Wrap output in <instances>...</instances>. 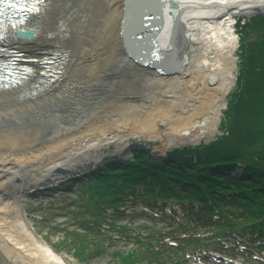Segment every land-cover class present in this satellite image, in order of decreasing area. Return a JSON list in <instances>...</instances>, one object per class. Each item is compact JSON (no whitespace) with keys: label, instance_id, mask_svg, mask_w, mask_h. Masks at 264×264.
I'll return each mask as SVG.
<instances>
[{"label":"bare ground","instance_id":"6f19581e","mask_svg":"<svg viewBox=\"0 0 264 264\" xmlns=\"http://www.w3.org/2000/svg\"><path fill=\"white\" fill-rule=\"evenodd\" d=\"M0 16V264H67L22 194L122 160L127 136L216 132L241 74L235 18L264 26V0H0ZM144 189L126 194H158Z\"/></svg>","mask_w":264,"mask_h":264},{"label":"rangeland","instance_id":"374dc122","mask_svg":"<svg viewBox=\"0 0 264 264\" xmlns=\"http://www.w3.org/2000/svg\"><path fill=\"white\" fill-rule=\"evenodd\" d=\"M235 19L237 21L234 23L237 30L235 34L242 38L243 42L241 47L237 45L238 54L241 55L242 50L248 54L253 52L254 49L257 52L258 49L263 48L264 26L261 25L259 19L251 18L249 24L247 21H242V18L236 17ZM251 27L253 30H251ZM241 60V68L252 67L247 65L246 60ZM252 71L253 68L251 69ZM254 72L258 73L257 70ZM256 75L252 76L251 79L256 81L254 79ZM236 90L237 84L236 86L234 85L232 91ZM239 122H241V117H237L235 126L238 127ZM222 130V125L219 124L216 132L202 137L197 142L181 141L179 139L172 140V138L168 139L140 133L127 136L122 143L127 152L122 160H118V157L108 156L109 158L107 157L104 160V164L99 168H88L85 173L59 179L52 183L53 185L42 186L43 189L37 188L32 192L27 190L21 197V210L40 235L49 240L67 264H183L184 262L187 264H200L190 257H194L201 252L204 253V251L212 252L209 250L219 251L222 254H224L222 252L224 251L227 256L224 255L229 259L239 260L240 257L238 255L241 253L238 251L245 247L238 249L240 244L237 243V238H240L239 235L244 228L238 222L239 230L223 229L220 226V222H222L224 217L222 211L216 210L218 207L211 206V202H209L211 201L210 198H217L218 196H210L206 191L207 197H204L203 202L207 205V211H211L210 215H206L208 218L193 219L197 214L200 215L202 213V210L198 207L200 205L195 206L197 205L196 202L192 205L178 204L177 208L172 205L173 207L168 208L169 210L171 208L174 209L172 210L173 215H171L170 213L166 214L161 207H154V211H149L143 200L138 201L139 204L132 201V199L141 197H135L134 195L131 198L128 194H124L119 198L121 199L120 202H123L122 204L125 206L118 203L119 205L115 209L109 208L107 210L105 215L107 219H102L106 221L105 223L97 224V226L93 225V223H90L91 220L83 218L82 214L83 202L85 199L87 200L85 189L91 183L92 175L97 174L96 171L99 169L109 166L111 168L110 172L114 173V171L126 170L128 163H130L129 165L137 166L138 163L134 162L135 157H129L133 152L134 154L137 152L148 154L146 156L149 158L147 161L148 165H145L147 167L145 169L147 175L154 168L158 169L157 172L165 171L169 167L178 168L180 165L174 162L166 168L165 165H167L169 160V153L175 150H182L187 146L194 147L202 143L210 144L217 137L223 136V134L227 135ZM116 145H118L116 141L112 142L108 149L102 150L103 153L106 152L108 154L113 151ZM121 147L123 148V146ZM191 164L198 167L204 162L198 165V163L192 161ZM204 166L213 169L207 163ZM241 167L243 166L239 165L235 170L237 176L243 172ZM184 168L186 167L181 166L180 171ZM169 171H165L166 174L162 179H160V174L155 175L153 172L158 178L159 184L166 183L164 182L165 180H172L174 183L180 182V172ZM189 185L193 186V182H190ZM230 201L232 199L227 195L224 198V202ZM172 203L178 202H166L165 208ZM227 204L221 203L223 208ZM178 221L183 222L180 223L181 225H177ZM208 221H211L210 225L207 223ZM108 224L111 226L110 229ZM100 225L104 227H100ZM82 226L85 231L81 229ZM259 227L264 228V226ZM96 230H101L102 235ZM223 230L226 233L223 237H220L219 234L221 235ZM244 236V245H247L248 250H245L242 255L248 262L255 261V256L264 254V250L258 251L259 249L254 244L255 242L252 241L257 240L255 236L249 233ZM221 239L225 244L220 243ZM173 243H176V245ZM73 248H76L73 250L74 252L72 251ZM187 252L188 254H186ZM157 255L160 261H152L150 256L157 258ZM206 261H210V259L206 258Z\"/></svg>","mask_w":264,"mask_h":264},{"label":"trees","instance_id":"16d2710c","mask_svg":"<svg viewBox=\"0 0 264 264\" xmlns=\"http://www.w3.org/2000/svg\"><path fill=\"white\" fill-rule=\"evenodd\" d=\"M243 52H241V59L246 60L247 65L252 67L241 68L237 90L229 101L230 110L222 124L223 133L227 135L223 134L208 145H199L194 149L186 147L169 153V163L165 165L166 168L173 162L180 166L169 167L165 171L180 172L181 178L178 183L165 180L166 183L159 184L155 175L160 174L162 179L166 172H157L158 169L155 168L147 175L145 171L147 168L145 165H148L149 159L146 157L147 153L137 152L134 161L138 163L137 166L128 163L126 170L111 173L109 166L99 169L96 171L97 174L92 175L91 183L85 189L87 200L83 198L85 200L82 209H92V212L86 215L91 220L90 223L96 226L105 223L107 210L118 207L121 201L119 198L127 191L135 190L137 186L140 190L145 188L146 194L158 193L154 196L151 194V198L143 195L144 199H138L150 204L156 199L162 200L165 204L169 201L186 205H192V201L202 204L207 194L217 195V198L208 197L211 199V206L218 207L216 210L222 211L224 217L220 226L224 228L233 229L239 225L235 224V218L232 222L228 219L234 214L232 208L240 210L239 222L242 225L258 223L260 220L264 223V47L257 52L256 49L248 54L246 51ZM255 70L258 73H255ZM255 74L261 75L258 76L259 82L257 76L254 77L256 81L251 79ZM237 117H241L238 127L235 126ZM192 161L198 165L202 162L207 163L213 169L206 168L204 164L196 167L191 164ZM239 165L243 166L241 168H243L244 177L241 174L237 176L235 173ZM181 166L186 168L180 171ZM190 182H193V186L189 185ZM225 195H229L232 201L224 202ZM221 203L228 204L223 208ZM204 205L205 209L201 211V215H210L211 211L208 212L207 205L205 203ZM207 223L210 225L211 221ZM100 227L104 226L100 225ZM81 229L85 231L83 226ZM96 231L101 234V230ZM75 249L73 248L72 251ZM150 258L152 261H160L158 255L157 258L153 256Z\"/></svg>","mask_w":264,"mask_h":264},{"label":"water","instance_id":"95a60500","mask_svg":"<svg viewBox=\"0 0 264 264\" xmlns=\"http://www.w3.org/2000/svg\"><path fill=\"white\" fill-rule=\"evenodd\" d=\"M24 37H25L24 34H22V33H18V38H24Z\"/></svg>","mask_w":264,"mask_h":264},{"label":"snow or ice","instance_id":"6c2138e0","mask_svg":"<svg viewBox=\"0 0 264 264\" xmlns=\"http://www.w3.org/2000/svg\"><path fill=\"white\" fill-rule=\"evenodd\" d=\"M21 7H23V5H21Z\"/></svg>","mask_w":264,"mask_h":264}]
</instances>
